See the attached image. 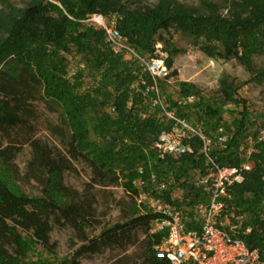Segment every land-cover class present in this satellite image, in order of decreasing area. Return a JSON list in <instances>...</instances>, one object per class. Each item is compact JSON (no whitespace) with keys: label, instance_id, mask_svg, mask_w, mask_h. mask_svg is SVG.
Here are the masks:
<instances>
[{"label":"trees","instance_id":"1","mask_svg":"<svg viewBox=\"0 0 264 264\" xmlns=\"http://www.w3.org/2000/svg\"><path fill=\"white\" fill-rule=\"evenodd\" d=\"M212 8L210 5L209 13L201 16L170 0H160L154 9L135 4L128 7L120 0H35L11 16L0 13V79L15 81L30 75L42 88L43 98L63 112L70 131L65 154H54L39 140H25L31 148L25 178L39 187V195H27L20 187L19 172L12 164L16 148L0 150L1 166L10 178H0V264H81L80 257L107 249L126 252L135 245L133 233L140 227L146 233L143 247L137 253L119 256L111 264H171L155 254L154 247L161 242L162 234H150V224L155 219L151 212L138 215L136 209L130 221L92 238L87 235L97 217L93 187L122 185L135 199L136 179L141 177L148 183L153 172L159 177L170 176L178 184L191 168L203 167L204 158L193 155L178 161L157 159L148 148L165 125L152 115L142 118L147 107L141 83L151 80L139 66L110 49L101 29L82 27L87 17L102 15L115 22L118 32L138 50L152 53L156 44L161 45L169 53L168 67H172V57L178 50H168L159 32L176 27L210 58L236 60L253 74V59L264 54V0H232L228 16ZM72 55L79 56L81 63L70 75L68 57ZM237 90L222 82L221 103H241L235 98ZM191 92L192 86L180 84L181 95ZM196 106L195 113L179 114L187 120L193 116L203 134L211 139L208 151L213 160L220 166L237 168L246 162L252 165L245 180L231 187L227 204L252 228L250 234L240 237L250 249L257 250L264 263V141L248 132L245 110L227 108L239 115L227 125L220 110L201 98ZM96 110L102 115L96 116ZM221 127L223 133L216 136ZM22 130L21 121L0 101V132L18 134ZM224 136L226 141L220 143ZM244 139L253 140L248 158L244 155ZM194 148L197 154L200 143L195 141ZM78 159L92 170L90 186L82 193L63 183L64 173ZM181 186L190 202L198 199L201 190L185 183ZM52 224L73 229L82 245L71 258L58 263L29 262L34 244L54 252L50 244Z\"/></svg>","mask_w":264,"mask_h":264},{"label":"rangeland","instance_id":"2","mask_svg":"<svg viewBox=\"0 0 264 264\" xmlns=\"http://www.w3.org/2000/svg\"><path fill=\"white\" fill-rule=\"evenodd\" d=\"M35 0H0V13L11 16L17 10L25 9L28 4ZM128 7L138 5L154 9L160 0H120ZM180 5L183 9L196 12L198 15H207L210 5L212 10L223 16H228L232 0H170ZM236 1V0H233ZM82 29L88 25L83 23ZM162 41H166L168 50H178L172 57V73L169 83L162 84L163 94L166 99L173 101L181 95L180 84L185 83L193 87L192 94L199 96L206 104L220 110L222 121L231 125L234 120L239 119L237 112L245 110L244 119L248 132L254 133L264 141V54L255 57L254 73L247 70L236 60L226 61L223 59H212L195 46L185 34L176 28L167 31H160ZM137 49V48H136ZM169 56V53H166ZM69 59V73L77 69L80 57L72 55ZM126 59V58H125ZM259 74V75H258ZM69 75V77H70ZM257 77L262 81L257 80ZM227 82L238 87L235 98L239 104L223 105L221 103L220 84ZM0 101L9 113L21 121L22 132H0V150L7 146L16 148L15 158L12 164L19 172V184L27 195H39V187L33 181L25 178L26 167L31 160V148L25 142L26 139L39 140L47 145L54 154H65L70 140V131L66 125L63 112L60 108L48 102L42 95V88L30 75H23L15 81L0 79ZM237 110L235 114L227 111ZM103 112L96 110L95 115L101 116ZM146 113V112H145ZM194 123L195 119L192 121ZM197 124V123H196ZM154 142V141H153ZM152 142V143H153ZM253 140L244 139L243 147L250 150ZM150 147V146H149ZM215 149H221L215 146ZM251 151V150H250ZM92 170L82 159L71 162V169L63 175L64 185L72 191L84 192L90 186ZM0 178L10 181L0 162ZM95 199L96 221L92 229L87 233L89 238L98 236L107 228L114 225H121L133 219L134 211L138 215L148 211L146 207H138L136 199L127 193L122 185L120 186H95L92 189ZM179 197L177 191L172 194ZM135 245L126 252L118 249L104 251L93 256L85 255L80 257L81 264H111L116 258L123 254L137 253L143 247L146 238L145 228H138L133 233ZM50 244L54 245V252L48 253L34 244L33 253L28 255L27 260L31 263L42 261L61 262L72 257L73 252L82 245L77 241L73 229L63 226H51ZM139 263H141L139 261Z\"/></svg>","mask_w":264,"mask_h":264},{"label":"built area","instance_id":"3","mask_svg":"<svg viewBox=\"0 0 264 264\" xmlns=\"http://www.w3.org/2000/svg\"><path fill=\"white\" fill-rule=\"evenodd\" d=\"M83 23L101 29L110 49L139 66L151 80L150 83H141V94L147 107L142 118L152 115L164 123L165 128L148 149L156 153L160 162L178 161L183 156L193 155H203L204 158L203 167L191 168L178 184L170 176L159 177L153 172L148 183L141 177L133 182L138 207H146L145 214L151 212L155 215L150 234H162L161 242L154 247L156 256L171 264H264L257 250L250 249L240 237L250 234L252 228L244 224V216L236 215L227 204L231 199V187L245 180L252 165L246 162L237 168L220 166L209 155L211 139L192 122L193 116L187 120L179 114L197 112L199 96L191 93L180 95L173 101L166 99L162 84L169 83L172 72L161 45L156 44L152 53L136 49L129 38L118 32L116 23L102 15L89 16ZM110 112L114 110L110 109ZM222 133L221 127L215 135ZM226 138L221 137L220 143ZM195 141L200 143L197 154L194 152ZM250 152L246 151L245 158ZM139 173L142 176V168ZM183 183L201 190L197 200L190 202L181 186ZM174 191H177L178 198L172 195Z\"/></svg>","mask_w":264,"mask_h":264}]
</instances>
